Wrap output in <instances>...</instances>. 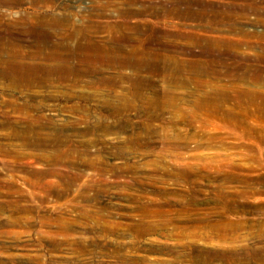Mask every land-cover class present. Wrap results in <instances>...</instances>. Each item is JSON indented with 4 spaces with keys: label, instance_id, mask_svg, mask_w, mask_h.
Instances as JSON below:
<instances>
[{
    "label": "rangeland",
    "instance_id": "obj_1",
    "mask_svg": "<svg viewBox=\"0 0 264 264\" xmlns=\"http://www.w3.org/2000/svg\"><path fill=\"white\" fill-rule=\"evenodd\" d=\"M188 2L0 0V61L35 50L25 17L42 13L108 57L146 46L184 67L0 78V264H264V0Z\"/></svg>",
    "mask_w": 264,
    "mask_h": 264
},
{
    "label": "bare ground",
    "instance_id": "obj_2",
    "mask_svg": "<svg viewBox=\"0 0 264 264\" xmlns=\"http://www.w3.org/2000/svg\"><path fill=\"white\" fill-rule=\"evenodd\" d=\"M134 1L136 2L137 0ZM166 1L173 3L174 5H176L177 2L189 3L188 0H175V1L166 0ZM47 8L51 11H53L54 9L51 6H47ZM172 13L173 14L176 13L175 15L179 16L181 12L176 11ZM137 14L138 13H136L135 15ZM5 15L7 16V14H0V19ZM29 18L36 19L38 21L37 26H30V27L28 26L30 30L29 35L31 34L30 36L33 38L35 42V44L33 45L35 50L30 53H23L21 51H19L18 53L15 51L14 52L15 54H11L7 56L5 59L0 61V63L2 64V69L0 71V78H4L10 81L11 84H13L18 88L21 87L20 84L22 83L29 88L31 87L33 88L44 82L63 83L65 81H69L71 78H72L71 80L73 81H78L81 75H87L90 72L92 73V71L102 72L101 69L104 68L107 69L110 67H117L121 69L134 68L136 70L142 69L148 72H155L158 68L171 69L173 67L175 71L174 70L172 71L176 73H180V71L183 70L184 68L181 67L179 62L176 63L169 62L168 57H165L164 61L162 62L159 63L153 62L152 58L156 56L155 53L157 52L153 53V49L151 47H146V46L143 48L144 50L139 49V47H131L130 49L124 52L126 55L123 57H108L107 56L108 53L105 51V46H102L98 42H95L91 37V35L89 34V32H87L83 28L78 27V25H76L77 23L75 22L68 23L69 21H71L70 15L57 17L55 16V14L50 15V14L41 13V14L33 15L31 17L29 16L25 17V19H29ZM65 24L67 25L70 24L68 30L65 29L66 28ZM52 35L58 37V41L54 42V44H52L51 42ZM113 38L116 41H124L121 36L115 35V37ZM207 41L209 43L208 48H215L216 45L219 44V41L214 38ZM13 45L14 44L7 45V43H2V46H5L7 48L10 47L12 49L14 47ZM28 58H31L33 61H31V63H27L26 60ZM193 66L194 63L190 62L189 66L187 67H191L192 69ZM186 72H188V70H186ZM193 72L194 71H191L190 74H192ZM198 74L199 72H196V75ZM130 76L126 75L125 73L119 74V77H121V79H128L130 78ZM133 77L138 78L140 77V75L139 74L137 75V73H135ZM99 81H101L102 84H108V85L115 83L113 77L101 76ZM138 85H139L138 80H136L134 86H138ZM1 101H2L1 106L3 105L7 107L8 106L13 107V104L15 105L12 98L6 100L4 99ZM46 107L48 106L40 105L41 110L45 109ZM25 115L27 116L21 117L20 120L29 122L25 126L26 129H30V130L46 129L45 128L46 127L45 125L47 124L46 121L48 122L49 125H52L51 128H53L56 134L62 133L65 129L64 125H58L56 123V120L51 117H47V116L44 117L42 115L33 116L31 114H26V113ZM4 118L7 121L9 119L7 114H4L2 119ZM42 122L45 123L42 124ZM5 123L7 122L0 121V127L4 128ZM76 123L79 122L76 121L74 125H76ZM101 125L103 124L101 123Z\"/></svg>",
    "mask_w": 264,
    "mask_h": 264
}]
</instances>
